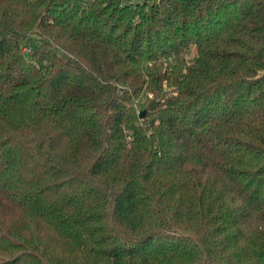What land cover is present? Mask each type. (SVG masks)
Segmentation results:
<instances>
[{
	"label": "trees",
	"instance_id": "1",
	"mask_svg": "<svg viewBox=\"0 0 264 264\" xmlns=\"http://www.w3.org/2000/svg\"><path fill=\"white\" fill-rule=\"evenodd\" d=\"M0 264H264V0H0Z\"/></svg>",
	"mask_w": 264,
	"mask_h": 264
},
{
	"label": "rangeland",
	"instance_id": "2",
	"mask_svg": "<svg viewBox=\"0 0 264 264\" xmlns=\"http://www.w3.org/2000/svg\"><path fill=\"white\" fill-rule=\"evenodd\" d=\"M126 1L129 2V1H137V0H126ZM135 108H136V113H138L139 111L142 110V108H140L138 106H136Z\"/></svg>",
	"mask_w": 264,
	"mask_h": 264
},
{
	"label": "water",
	"instance_id": "3",
	"mask_svg": "<svg viewBox=\"0 0 264 264\" xmlns=\"http://www.w3.org/2000/svg\"><path fill=\"white\" fill-rule=\"evenodd\" d=\"M142 114H143V110L139 111V112H138V117H141Z\"/></svg>",
	"mask_w": 264,
	"mask_h": 264
}]
</instances>
